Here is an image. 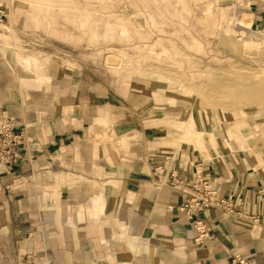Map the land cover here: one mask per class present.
<instances>
[{
  "label": "crops",
  "instance_id": "obj_1",
  "mask_svg": "<svg viewBox=\"0 0 264 264\" xmlns=\"http://www.w3.org/2000/svg\"><path fill=\"white\" fill-rule=\"evenodd\" d=\"M48 2L46 12L34 6V21L63 0ZM0 9V116L25 128L19 158L0 172V264H164L175 255L178 264H264L260 141L240 135L231 146L225 134L209 139L198 128V142L187 128L185 135L143 126L139 111L117 103L109 88L57 61L45 98L38 87L44 58L7 50V42L12 51L33 44L23 36L28 24L17 23L15 0H0ZM261 10L251 5L255 17ZM120 36L130 39V32L122 28ZM199 171L220 198L243 201L249 216L208 209L210 238L202 242L178 210L187 194L175 186ZM124 231L131 246L123 250L113 238Z\"/></svg>",
  "mask_w": 264,
  "mask_h": 264
},
{
  "label": "rangeland",
  "instance_id": "obj_2",
  "mask_svg": "<svg viewBox=\"0 0 264 264\" xmlns=\"http://www.w3.org/2000/svg\"><path fill=\"white\" fill-rule=\"evenodd\" d=\"M40 1L46 3L15 0L22 15L17 23L28 24L23 36L33 44L12 51L7 42V50L44 58L38 87L45 98L48 83L57 79L50 69L65 64L75 76L109 88L117 103L139 111L143 126L156 124L160 131L171 126L198 142L200 128L209 139L213 132L225 134L231 146L241 135L260 141L264 157V1L63 0L50 5L52 13L38 23L34 6L46 12L49 3ZM250 4L262 9L256 17ZM122 28L130 39L120 36ZM106 31L115 36L104 38ZM229 129L236 135H228ZM127 235L113 238L123 250L131 246ZM165 262L180 260L175 255Z\"/></svg>",
  "mask_w": 264,
  "mask_h": 264
},
{
  "label": "built area",
  "instance_id": "obj_3",
  "mask_svg": "<svg viewBox=\"0 0 264 264\" xmlns=\"http://www.w3.org/2000/svg\"><path fill=\"white\" fill-rule=\"evenodd\" d=\"M5 21V14L0 9V25ZM25 128L21 123L7 115L0 116V172L11 169L19 158L18 148L24 143ZM176 188L187 196L178 206V210L186 217L197 233V242L210 238L205 212L215 208L231 216L249 218L244 213V202L235 196L220 198L216 186L205 178L202 172H197L189 184L176 181ZM240 263H244L239 260Z\"/></svg>",
  "mask_w": 264,
  "mask_h": 264
},
{
  "label": "bare ground",
  "instance_id": "obj_4",
  "mask_svg": "<svg viewBox=\"0 0 264 264\" xmlns=\"http://www.w3.org/2000/svg\"><path fill=\"white\" fill-rule=\"evenodd\" d=\"M230 133H232V134L234 133V134L236 135L237 132H235V130H233V132H231V130L229 129V130H228V135H229Z\"/></svg>",
  "mask_w": 264,
  "mask_h": 264
}]
</instances>
